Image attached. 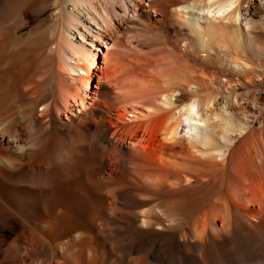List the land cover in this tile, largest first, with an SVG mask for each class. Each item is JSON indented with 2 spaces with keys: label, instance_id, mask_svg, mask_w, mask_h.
Returning <instances> with one entry per match:
<instances>
[{
  "label": "bare ground",
  "instance_id": "6f19581e",
  "mask_svg": "<svg viewBox=\"0 0 264 264\" xmlns=\"http://www.w3.org/2000/svg\"><path fill=\"white\" fill-rule=\"evenodd\" d=\"M250 4L0 0V264H264Z\"/></svg>",
  "mask_w": 264,
  "mask_h": 264
},
{
  "label": "rangeland",
  "instance_id": "374dc122",
  "mask_svg": "<svg viewBox=\"0 0 264 264\" xmlns=\"http://www.w3.org/2000/svg\"><path fill=\"white\" fill-rule=\"evenodd\" d=\"M244 6H246V4H244ZM248 8L249 9L246 12V14H247V18L249 17L248 22H250V23H248V25L246 27L252 32V34L256 35V37L258 39H260V41L264 47V0H251V4L248 6ZM240 16H239L238 22L240 25L244 26V20L241 19L243 15H240ZM151 23H152V28L150 29L149 32L146 33L147 34V35H145L146 37H144V40L146 41V44H145L146 51L150 52V50H153L151 52H163V51L167 50L168 52H170L175 57V59L177 60L176 63H179L180 66H181V64H182V66H187V64L185 63V60H184L185 58H182L183 56L178 54L179 50L177 48V40H176L177 37L175 36L173 31L171 30L173 24L171 22H169V20H167L165 22H161V21L156 22L155 21V23L151 20ZM147 40H149V41H147ZM193 50H189V54L186 56L191 61H192V59H194L195 61H198V63H206V64H213L214 63L215 59L211 56V54H213V50H210V56L205 55L201 51H199L200 53L199 52L196 53L194 48H193ZM220 54H222V52ZM181 58L183 60H181ZM202 58H204V60ZM180 60L184 63L180 64V62H181ZM260 60H259L260 63H262L263 67H264V57L260 58ZM246 90H247V88H245V87L239 88V91H241V92H245ZM218 93H219V95H218ZM218 93H217L218 96L216 95L217 97H216L215 107L218 109V110L216 109L218 113H220V111L221 112L223 111L222 113H224L225 111H224L223 107L228 106V104L226 105L227 102L226 103L224 102L225 101L224 95L220 92H218ZM244 97H245V95H244ZM229 98H230V96L228 95L227 100ZM243 100H246V99L242 98V101ZM260 113H258L257 116L253 120V126L255 127L256 130L261 129V127H262L261 124H264V118H263L264 117V102L261 103ZM256 118H257V120H256ZM261 118H262V120H261ZM257 125H259L261 127L259 128ZM143 232L144 231L141 232V231L137 230L136 235L139 237H142L145 235V232L144 233ZM140 234H141V236H140ZM175 236H176V234H175Z\"/></svg>",
  "mask_w": 264,
  "mask_h": 264
}]
</instances>
